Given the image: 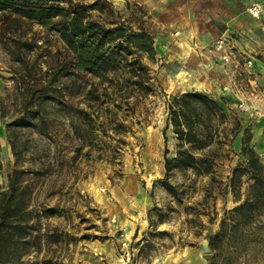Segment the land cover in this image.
<instances>
[{"label":"rangeland","instance_id":"374dc122","mask_svg":"<svg viewBox=\"0 0 264 264\" xmlns=\"http://www.w3.org/2000/svg\"><path fill=\"white\" fill-rule=\"evenodd\" d=\"M105 1L107 18L153 34V58L141 57L150 90L71 69L56 31L0 14V206L12 209L0 264H264V240L211 245L207 236L245 196L246 175L240 200L230 178L245 162L248 133L264 165V19L247 10L264 0H235L245 13L240 29L200 14L223 0H194L195 28L179 30L163 19L183 0ZM186 91L206 93L224 112L200 148L181 142L169 122L172 97ZM37 100L33 125L7 126L20 115L28 121ZM181 148L209 167L166 170Z\"/></svg>","mask_w":264,"mask_h":264},{"label":"trees","instance_id":"16d2710c","mask_svg":"<svg viewBox=\"0 0 264 264\" xmlns=\"http://www.w3.org/2000/svg\"><path fill=\"white\" fill-rule=\"evenodd\" d=\"M95 9L106 11V15L93 17L92 12ZM0 14L2 22L8 20L17 24L22 19H28L47 30L56 31L62 47L69 53L71 69L94 70L102 79L118 76L117 89L127 90L134 86L141 90H150V75L141 57L153 58V34L139 24L134 28L129 21L118 19L120 17L107 18L110 17L111 8L105 0L101 3L98 0H0ZM25 44L18 42V46ZM33 93L32 90L29 91L30 95ZM46 98L45 96L43 100ZM172 99L169 122L177 138L189 147L200 148L207 137L210 124L223 116L221 105L199 91L182 92L174 95ZM37 103L35 109L30 111L28 121L25 115H20L7 123V126L33 125V120L40 117L42 100H37ZM249 139V133L242 137L245 162L233 168L230 178L234 196L240 200L239 184L242 182V175H246L248 184L245 196L227 211L220 227L213 234L207 235L211 245L214 238L221 237L240 245L256 242L258 239L264 240V218L260 217L264 209V165L259 162L258 154L247 144ZM205 161V157H196L188 152V148H181L175 158H165V168L170 170L175 165H203L208 168L209 164ZM8 203L4 202L0 206V234L4 225L9 223V212L12 209ZM9 231H6V235H0V244L10 239Z\"/></svg>","mask_w":264,"mask_h":264},{"label":"crops","instance_id":"0c3cea01","mask_svg":"<svg viewBox=\"0 0 264 264\" xmlns=\"http://www.w3.org/2000/svg\"><path fill=\"white\" fill-rule=\"evenodd\" d=\"M226 1L227 0L220 1L218 5L221 7L218 11L214 8H211L212 10H209L208 13L200 14H204V17L205 15H208V18L211 20V14L216 12L217 17L219 16L220 20L223 22L229 23L231 22L230 18H232V29H234V27H238L240 29V21L244 18L245 14L244 12H242L243 15L240 13L242 6H238L235 3V0H228L229 3ZM198 6L199 4H196L194 0H183L173 11H168V13L165 14V16H167L164 19H160L165 20V24L173 30H179L178 28H182V26H190L192 29H194L195 23L197 22V13L195 12V9H197ZM193 41L194 39L192 40V43ZM197 41L198 39H196V42Z\"/></svg>","mask_w":264,"mask_h":264},{"label":"built area","instance_id":"2783aa9c","mask_svg":"<svg viewBox=\"0 0 264 264\" xmlns=\"http://www.w3.org/2000/svg\"><path fill=\"white\" fill-rule=\"evenodd\" d=\"M247 10L252 16L264 19V5L258 2H252ZM223 57L226 58V54H224Z\"/></svg>","mask_w":264,"mask_h":264},{"label":"water","instance_id":"95a60500","mask_svg":"<svg viewBox=\"0 0 264 264\" xmlns=\"http://www.w3.org/2000/svg\"><path fill=\"white\" fill-rule=\"evenodd\" d=\"M208 249V247H206Z\"/></svg>","mask_w":264,"mask_h":264}]
</instances>
